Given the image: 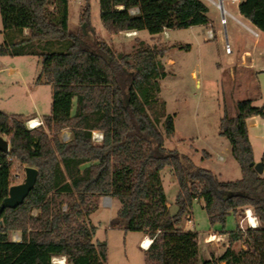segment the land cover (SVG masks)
Listing matches in <instances>:
<instances>
[{
	"label": "trees",
	"instance_id": "1",
	"mask_svg": "<svg viewBox=\"0 0 264 264\" xmlns=\"http://www.w3.org/2000/svg\"><path fill=\"white\" fill-rule=\"evenodd\" d=\"M99 1L108 32L147 30L157 39L152 44L139 40L132 52L117 50L105 39L91 44L86 38L89 5L80 15L79 31L72 32L70 0H0L5 35L0 55H36L43 71L56 57H96L101 71L96 83L52 82L51 111L36 128H28L23 114L0 109V137L10 144L9 152L0 150V204L10 187L25 179L27 166L38 169L24 201L0 214V264H55L54 256H65L68 264H108V244L95 238L97 226L89 219L102 196L120 202L112 227L152 238L146 264H264V176L254 168L246 121L252 115L264 118V104L240 99L236 114L224 110L220 121L240 164V179L220 180L166 146L176 125L159 96L160 80L167 75L162 57L175 46H190L166 45L162 34L209 25L208 5L203 0ZM239 10L264 33V0H241ZM66 128L71 136L63 140ZM94 131L103 133L101 141L94 140ZM261 161L264 165V153ZM167 166L180 187L174 214L162 180ZM197 199H203L212 224L225 226L229 214L241 216L247 207L259 224L243 229L238 220L225 250L203 258L198 233L181 226ZM13 231L20 232V241L11 238ZM238 241L245 247L234 248Z\"/></svg>",
	"mask_w": 264,
	"mask_h": 264
},
{
	"label": "rangeland",
	"instance_id": "2",
	"mask_svg": "<svg viewBox=\"0 0 264 264\" xmlns=\"http://www.w3.org/2000/svg\"><path fill=\"white\" fill-rule=\"evenodd\" d=\"M203 1L209 7L212 24L215 19L216 26L222 27L221 10L218 7L220 0ZM86 5L90 6L91 12L86 38L91 44H95L99 39H105L117 50L132 52L139 40L143 39L147 44H152L157 39V36L151 35L147 30L139 33L136 31L135 33L123 31L116 34L108 32L100 17L99 0H70L69 29L72 32L79 31L80 15ZM246 31L250 34L248 30ZM210 32H212L211 36ZM224 37V31L218 32L217 28L207 25L165 30L162 38L166 45L189 44L190 48L175 46L162 57L167 75L160 80L159 96L166 102L168 112L174 115L176 125L175 135L166 140V146L176 148L181 154L190 156L198 166L210 169L218 175L220 180L232 181L242 177V170L231 153L228 138L221 134L220 121L224 110L228 115L234 116L238 100L251 96L253 100H257L254 96H258L259 92L252 83L249 73L238 67L237 62L233 65L234 68L228 64L231 54L225 50ZM239 40L242 42L244 37L242 39L239 37ZM239 50L234 51L233 56ZM37 58L39 57L36 55H27L26 60L21 62L22 67L25 70L35 68L34 61ZM39 60L37 68L40 71V69L43 70V65L42 60L40 58ZM100 72L96 57L60 56L45 69L44 76L51 82L96 83L100 82ZM38 75L41 76L40 72ZM40 76L36 77L37 81L40 80ZM253 90L256 92L254 93ZM30 91L33 93L31 94ZM35 102L45 115L50 113L51 84H33L32 87L31 83L26 85L20 83L8 101L7 111L20 113L24 109L31 110L35 107ZM253 104L258 105L259 102L254 101ZM257 126V137L253 136L256 162L260 161L262 153L259 155V150L264 147V119L261 118V123ZM70 132L66 128L60 136L63 140H68L67 135L71 134ZM261 175L264 176V173ZM15 176L17 180H20L18 174ZM162 180L170 213H175L177 207L175 198L180 187L170 166L162 171ZM21 182L23 181L18 183ZM104 199V196L99 199L98 209L90 215L89 219L97 226L95 238L104 239L109 243L108 264H146V251L140 246L139 238H136L138 234L134 232V235L129 234L125 237L124 233L119 231L120 227L111 226V221L118 211V200H113L110 204L112 197ZM104 201L108 202L107 205ZM63 206L66 208V205ZM245 209L241 216L229 214L225 226L220 223L212 224L204 208L203 199H197L191 209L193 212L190 210L184 214L181 226L198 233V243L203 258L218 256L228 246V232L237 227L238 220L243 229L251 226L248 220H245ZM36 212L35 210L34 213ZM18 234L20 235L19 231H13L11 238ZM240 247L245 245L240 241L234 244V248Z\"/></svg>",
	"mask_w": 264,
	"mask_h": 264
},
{
	"label": "crops",
	"instance_id": "3",
	"mask_svg": "<svg viewBox=\"0 0 264 264\" xmlns=\"http://www.w3.org/2000/svg\"><path fill=\"white\" fill-rule=\"evenodd\" d=\"M240 1L220 0L222 7L229 14L227 16V23L226 25H223L221 23V17H220V24L222 25V27L218 28L217 27L218 25L216 26L215 19L213 18L214 19L213 24L210 21L209 25L207 26H213L217 28L218 32L224 31V35H225L224 41L228 40L233 49V52L229 53L231 55L228 64L232 66V68H234L233 65H235V63L237 62L238 67H240L243 71L249 73L250 79L253 81L252 83L257 88L259 95L254 96L257 97V100H253L252 98L253 96L248 98H252L253 103L254 101H258L259 102L258 106H261L262 104H264V33L261 32L255 25H253L250 22V20H248L245 16L241 14L239 10ZM246 30H248L250 34H248ZM28 32H29L28 28H24L23 34L27 35ZM136 32L139 33L140 31H136ZM239 37H241V39L244 37V40L241 42L239 40ZM4 38L5 35H4L3 23H2V19H0V42L4 41ZM238 49L240 50L235 54V56H233L234 51L236 52V50ZM26 57L27 55H16V56L0 55V109L9 114H12L13 112L7 111V107L9 106L8 101L11 99V97L13 96V92L16 90L17 86L20 83H24L25 85L27 83H31L32 87L33 84L49 83L51 84V88H52V82L45 79L44 76L45 71L41 69L39 71L37 68L40 62L39 58H37L36 61H34L36 65L35 68L33 67L31 69L25 70V68L22 67L21 62L25 61ZM38 72H40L41 76L38 75ZM37 76H40V80L38 81L36 80ZM35 87L37 86L35 85ZM253 91L254 93L256 92L255 90ZM30 93L32 94L33 91H30ZM34 105L35 107L33 109L31 110L24 109L20 113L23 114L27 120L34 118L36 120L43 121V116L45 114L41 112V110H39L38 103L35 102ZM261 118L264 119L259 115H252L248 117L246 120L252 145H253V136L257 137L256 134L258 129L257 124L261 123ZM253 151H254V159L256 162V158H255L256 152L254 150V146H253ZM261 153L263 155L264 147L261 150H259V155ZM262 155L260 157V161ZM104 198H105L104 200H106L107 198H109V196H104ZM113 200H118V199L112 197V201H110L109 203L112 204ZM106 203L108 202L104 201L105 205H107ZM119 207H120V202L118 209ZM247 209L251 210V208L249 207H247ZM191 212L193 211L191 210ZM245 220H247V218H245ZM119 231L124 233L125 237L129 236V234L134 235L135 234L134 232H136L138 234V237L136 236V238H139V244L144 251H146V249L148 248L144 245V240L147 237L152 240V238L148 234L142 231H125L122 228H120ZM97 239L104 240L100 238ZM106 242L107 244H109L108 241Z\"/></svg>",
	"mask_w": 264,
	"mask_h": 264
},
{
	"label": "water",
	"instance_id": "4",
	"mask_svg": "<svg viewBox=\"0 0 264 264\" xmlns=\"http://www.w3.org/2000/svg\"><path fill=\"white\" fill-rule=\"evenodd\" d=\"M0 150L6 153L10 150L9 141L3 136L0 137ZM254 168L259 174L264 173L262 161L255 162ZM25 173L26 177L23 182L14 184L10 187L9 195L5 197L0 204V214L5 208H15L20 205L35 186L38 178V169L33 166H27L25 168Z\"/></svg>",
	"mask_w": 264,
	"mask_h": 264
},
{
	"label": "built area",
	"instance_id": "5",
	"mask_svg": "<svg viewBox=\"0 0 264 264\" xmlns=\"http://www.w3.org/2000/svg\"><path fill=\"white\" fill-rule=\"evenodd\" d=\"M232 1H240V0H232ZM222 2V1H221ZM221 2H219V4H218V7L220 8V10H221V23L223 24V25H226V23H227V16L229 15L228 14V12L222 7V5H221ZM134 32V31H133ZM212 35V32H210V36ZM225 50H226V52H228V53H231L232 51H233V49H232V47H231V45H230V43H229V41L227 40L226 41V44H225ZM27 126H28V128H30V129H32V128H36V127H38V126H40V125H42L43 124V121L42 120H36V119H29L28 121H27ZM71 133V132H70ZM69 136V138H70V136H71V134H68L67 135V137ZM93 138H94V140H96V141H101L102 139H103V133L101 132V131H94L93 132ZM246 210V216H245V218H247V216H248V213H249V211L251 212V210L250 209H245ZM252 213V212H251ZM248 220V219H247ZM190 221V220H189ZM249 223V222H248ZM13 240H15V241H20L21 240V236L20 235H16V236H14L13 238H12ZM52 262L53 263H55V264H67L68 262H67V259H66V257L65 256H54L53 258H52Z\"/></svg>",
	"mask_w": 264,
	"mask_h": 264
},
{
	"label": "bare ground",
	"instance_id": "6",
	"mask_svg": "<svg viewBox=\"0 0 264 264\" xmlns=\"http://www.w3.org/2000/svg\"><path fill=\"white\" fill-rule=\"evenodd\" d=\"M132 33H135V31L132 32ZM247 219H248V222H249V224H250L251 226H256V225H258L257 218H256V217H255L250 211H249V213H248ZM151 242H152V240L149 239V238L147 237V238L144 240V245H145L146 247H149L150 244H151Z\"/></svg>",
	"mask_w": 264,
	"mask_h": 264
}]
</instances>
